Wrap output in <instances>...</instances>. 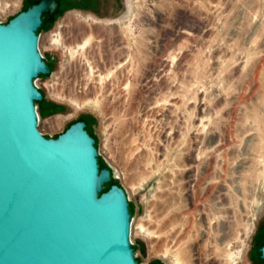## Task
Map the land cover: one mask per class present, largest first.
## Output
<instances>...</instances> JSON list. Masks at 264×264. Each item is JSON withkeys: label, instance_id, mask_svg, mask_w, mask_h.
Listing matches in <instances>:
<instances>
[{"label": "rangeland", "instance_id": "obj_1", "mask_svg": "<svg viewBox=\"0 0 264 264\" xmlns=\"http://www.w3.org/2000/svg\"><path fill=\"white\" fill-rule=\"evenodd\" d=\"M40 33V128L87 122L140 264H262L264 0H61Z\"/></svg>", "mask_w": 264, "mask_h": 264}, {"label": "water", "instance_id": "obj_2", "mask_svg": "<svg viewBox=\"0 0 264 264\" xmlns=\"http://www.w3.org/2000/svg\"><path fill=\"white\" fill-rule=\"evenodd\" d=\"M60 6L36 0L0 19V264H140L129 195L116 182L104 190L115 174L87 122L40 128L38 79L52 70L39 29Z\"/></svg>", "mask_w": 264, "mask_h": 264}, {"label": "bare ground", "instance_id": "obj_3", "mask_svg": "<svg viewBox=\"0 0 264 264\" xmlns=\"http://www.w3.org/2000/svg\"><path fill=\"white\" fill-rule=\"evenodd\" d=\"M17 0H15V2H16ZM14 2V3H15ZM1 7H3V8H8V7H10V5L8 4V3H6V2H4V3H1V5H0ZM76 21V20H75ZM83 22V21H82ZM91 26V25H90ZM76 31V30H75ZM89 42V41H88ZM85 44H86V42H85ZM84 44V45H85ZM83 45V44H82ZM81 48H82V46H81ZM252 223V222H251Z\"/></svg>", "mask_w": 264, "mask_h": 264}, {"label": "trees", "instance_id": "obj_4", "mask_svg": "<svg viewBox=\"0 0 264 264\" xmlns=\"http://www.w3.org/2000/svg\"><path fill=\"white\" fill-rule=\"evenodd\" d=\"M11 18V17H10ZM9 18V19H10ZM43 24H44V22H43ZM43 24H42V26H43ZM42 26L40 27V29L42 28ZM40 29H39V31H40ZM103 166V165H102ZM112 183H108V184H105V187H104V190H106V189H108L109 187H110V185H111ZM130 207H131V204H130ZM263 243H264V241H263ZM263 243H262V245H263ZM261 252V251H260ZM263 261H264V259H263Z\"/></svg>", "mask_w": 264, "mask_h": 264}, {"label": "flooded vegetation", "instance_id": "obj_5", "mask_svg": "<svg viewBox=\"0 0 264 264\" xmlns=\"http://www.w3.org/2000/svg\"><path fill=\"white\" fill-rule=\"evenodd\" d=\"M60 8H61V6H60ZM101 23H106V24L114 25V24H116L117 22H101Z\"/></svg>", "mask_w": 264, "mask_h": 264}]
</instances>
